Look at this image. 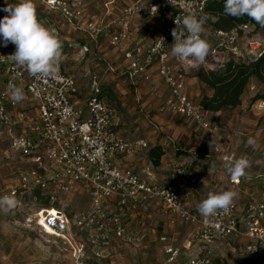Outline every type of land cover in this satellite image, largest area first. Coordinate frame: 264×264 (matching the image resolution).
Listing matches in <instances>:
<instances>
[{
  "label": "built area",
  "instance_id": "2783aa9c",
  "mask_svg": "<svg viewBox=\"0 0 264 264\" xmlns=\"http://www.w3.org/2000/svg\"><path fill=\"white\" fill-rule=\"evenodd\" d=\"M40 1L62 20L83 23L88 35L107 38L111 48L127 63L129 78L135 83L150 82V72L156 69L169 93L164 97L156 87H151V96L160 104L159 111L181 116L210 136L218 127L211 122L210 114L187 95L186 74L193 69L218 70L231 58L256 61L264 54V43L259 39L262 35L243 26L230 33L209 34L210 38L205 30L202 38L210 43L211 54L203 65L194 66L191 60L181 61L171 55L175 19L191 11L203 15L206 0H175L173 5L169 0L138 1L123 9L119 30L114 34H100L96 23L85 21V0ZM7 3L14 5L18 1L7 0ZM6 6V0H0V20L7 15L3 11ZM167 14L169 19L150 47L145 51L129 49L132 18H158ZM14 52L15 45L4 46L0 37V69L5 73L0 88V134H5L9 152L25 158L30 167L19 170L0 196H14L18 208L26 201L37 203L32 217L25 222L63 241L72 264H113L112 248L121 233L119 229L115 232L110 221L118 222L125 211L152 205L161 207L172 219V225L177 220L193 226L189 240L181 247L170 243L168 236L160 238L165 264H177L193 245L204 248L234 238L246 240L241 251L249 264H264V199L251 198L240 215L239 207L233 203L228 212H219L206 221L187 206L199 191L200 179L184 165L175 166L171 184L163 186L148 183L138 172L122 165V159L136 158L149 150V144L144 140H129L120 132L112 110L102 98L97 78L92 82L85 108L80 109L74 100L77 83L63 71L62 60L54 78H36L15 66L8 57ZM10 84L24 90L35 113L19 110V103L10 101ZM250 89L255 91L254 87ZM212 153L222 161L225 156L238 158L225 154L216 144ZM231 183L239 185L240 179H231ZM81 191L89 199V210L71 217L58 207L60 196ZM34 194L46 200L47 207H40L37 197L27 200ZM184 264L218 263L210 255H201L188 256Z\"/></svg>",
  "mask_w": 264,
  "mask_h": 264
},
{
  "label": "rangeland",
  "instance_id": "374dc122",
  "mask_svg": "<svg viewBox=\"0 0 264 264\" xmlns=\"http://www.w3.org/2000/svg\"><path fill=\"white\" fill-rule=\"evenodd\" d=\"M138 1L154 0H85V21L96 23L101 31L100 34L105 32L114 34L119 30L118 21L123 9ZM33 2L39 21L54 29L62 42V68L65 73L74 77L77 83L78 93L74 100L78 107L85 108L92 93V82L97 78L100 82L102 98L112 110L120 132L129 140H145L151 144V149L159 147L160 144L163 146L164 155L159 161V166H154L149 152L147 157L137 160V169L142 172L149 171L153 177L155 176L152 183L163 186L171 183L173 169L182 164L192 168L202 181L207 182L206 177L212 162L204 146L207 142L210 143V140L197 131L190 122L172 114L157 113V102L151 98L150 89L145 84L135 83L129 78L127 63L111 48L107 38L102 35L90 36L85 31L83 23H78V27L74 23L58 20L39 2ZM168 19L167 14L158 18L132 20L129 25L133 43L131 47L137 46L145 51L155 42ZM206 34L210 38L209 33ZM259 39L264 43V36ZM241 60L246 58L243 57ZM199 70H189L186 74V93L190 99L198 103L204 95L212 94L194 77ZM4 74L0 69V88ZM250 86L254 87L255 91H251L249 87L247 95L256 103L254 98L258 92L257 84L253 82ZM159 89L163 91L162 93L167 92L164 86ZM33 107L27 96L19 103V110H30L35 113ZM247 111L249 112L250 109ZM235 114L233 110L224 113L222 117L224 121L221 124L224 125L225 121L226 124L232 123V132L239 136L241 125L235 124ZM259 118L261 119L258 127L264 128V114ZM4 135L0 134V192L8 186L19 170H27L30 167L25 158L9 152ZM240 136L245 138L246 135L240 134ZM220 138L215 144L219 147L220 144L227 145L226 137L223 138L221 135ZM235 140L233 145L242 149L244 141L241 143L237 138ZM258 141L263 146L261 150H264V134ZM263 157L264 151L259 159ZM213 172L215 173V170ZM208 189L212 191L210 185L206 183L203 188L205 197ZM60 202L58 207L71 217L78 216L90 207L89 199L83 191L79 194L60 196ZM35 209L37 203L31 201L9 213L0 211V264H72L69 250L63 241L44 234L33 223L25 222L27 218L32 217ZM171 220L159 206L152 209L140 207L135 211H125L118 217V222L112 219L110 224L115 227V232L119 229L121 233V237L115 239L112 248V263L165 264L160 238L163 236L172 238L173 231L179 232L177 244L181 245L190 231L188 226L177 220L175 224L177 229L172 230L169 227L174 226L169 224ZM228 253L226 248L222 249V258H227L232 264L233 260Z\"/></svg>",
  "mask_w": 264,
  "mask_h": 264
},
{
  "label": "clouds",
  "instance_id": "9594fccd",
  "mask_svg": "<svg viewBox=\"0 0 264 264\" xmlns=\"http://www.w3.org/2000/svg\"><path fill=\"white\" fill-rule=\"evenodd\" d=\"M172 5L175 0H169ZM3 9L7 13L0 20V37L3 45H15V52L8 57L17 68L26 69L28 74L36 78H54L62 60V42L55 30L42 24L36 14L33 0H19L16 4H9ZM225 16L242 18L247 15L254 19L261 28H264V0H225ZM208 19L207 14L198 15L191 11L182 18H176V28L172 29L174 44L171 54L177 59L191 60L193 65H203L211 54L210 43L202 38L204 24ZM9 99L13 104L25 99L24 90L15 85H9ZM247 144L253 150L257 148V140L253 137L247 139ZM210 147H215L212 141ZM260 164V161L256 162ZM223 167L233 181L247 177V170L252 167V161L246 156L223 158ZM238 197L232 189L208 192L207 197L197 205V211L207 221L219 212H228ZM18 201L12 195L0 196V211L12 212Z\"/></svg>",
  "mask_w": 264,
  "mask_h": 264
},
{
  "label": "crops",
  "instance_id": "0c3cea01",
  "mask_svg": "<svg viewBox=\"0 0 264 264\" xmlns=\"http://www.w3.org/2000/svg\"><path fill=\"white\" fill-rule=\"evenodd\" d=\"M17 1H19V0H17ZM33 1H37V3L39 2L40 5L43 6L44 9H46L48 12H51L46 8V6L40 0H33ZM51 13L54 14L58 20L61 19L57 13H53V12H51ZM136 19H140V18H132L129 22L130 25H131L132 20H136ZM75 25L78 26V24H75ZM132 44L133 43L131 41V34H130V38L128 41V47L131 49L139 48L137 46L132 48L131 47ZM170 53H171V50H170ZM150 76H151L150 82L142 83V84H145L146 86H148L149 89H151V87L154 86L158 89L159 93H161L162 96H164V97L168 96V94H169L168 90H167L166 86L164 85V83L157 76L156 69L151 70ZM161 86L165 87V90L167 91L166 93H162L163 91H160L159 87H161ZM247 94L245 96V99L242 101V104L238 108L233 110V112L236 113L235 117H234V119L236 121L235 124L239 123L241 125V130H240L241 133L240 134H245L246 135L245 138H242L240 136V134H238L239 136H237V133L234 134L235 132H232V128H233L232 123L229 122L226 124V121H225L224 125L221 124L224 121L222 119L224 114H222V113H218L216 115H210L211 122L215 126L218 127V131L213 136H210L205 131H203V130L199 129L197 126H195L191 121H189V120H187L181 116H177V115L172 114V113L167 112V111L166 112H160L159 111V109H160L159 108V105H160L159 102L154 97H151L154 99V101L157 102V107H156V109H158V110H156L157 113L172 114L174 116H177L181 120L190 122L193 126H195L197 128V131L201 132L202 135L206 136L208 138V140H210V143L207 142L206 145L204 146V148L206 149L207 155L211 158V162H212V165L210 166L211 169H209L208 176L206 177L207 182H205L204 180L202 181L200 179V177L198 176V174L192 170V168L185 166L188 170H190L191 172L196 174L200 179L199 191L194 196H192V198H190L189 201L187 202L188 208L191 209L198 216H201V215L197 211V205L203 199L206 198L203 194V188L205 187L206 183L210 185L212 192L219 191L221 189H223V190L232 189V190L236 191L238 193V197L234 200V203L237 204V206L239 207V215L242 213V209L245 206V204L251 198H254L257 200L264 199V157L259 159L260 157L263 156L264 150H261V147H263V146H262L261 142L258 141V139L260 140L261 136L264 134V128L262 126L260 128L258 127V122L261 119L259 117H261L264 114V102L256 101V103H254L253 101H251L249 99ZM196 103H198V102H196ZM247 109H250V111L248 112ZM221 135L223 138L226 137L227 145L224 146V145L220 144V148L223 150V152L225 154L234 155L238 158L246 156L250 161H252V167L247 170V177L240 178V184L239 185H234L231 183V177L228 175L225 168L223 167V161H222L221 157L219 155L212 153V150H211L212 148L210 147V144L212 141L214 142V144L217 143L216 141L221 139L220 138ZM250 136L257 140L256 150H253L247 144V139ZM235 138H237L238 141H241V143H242V141H244L243 142L244 146L242 149H239L237 146L233 145V143H234L233 141H236ZM159 146L163 147V146H161V144ZM150 150H151V144H149V150H147L146 152H143L140 155H137L136 158H134L132 160H125V159L121 160L122 165L129 167V168L135 170L136 172H138L140 175H142L143 178H145V180L148 183H152V180H155V176L153 177V175L149 171H143L142 172L140 169L138 170L137 169L138 165L136 164V162H137V160H139L143 157H147ZM257 161H260L261 163L257 164L256 163ZM146 170H149V169H146ZM214 170H215V173L213 172ZM173 172H174V169H173ZM173 176L171 178V182L173 180ZM152 184H154V183H152ZM167 185H169V184H167ZM210 191L211 190L208 189V192H210ZM155 206L156 205H152L149 209L156 208L157 206L156 207ZM169 224L172 225L171 223H169ZM186 226H188L190 229L189 233H187V236H186L187 239H185L181 245H178L177 244L178 243V237H180L179 232L173 231L174 232L172 234L173 237L172 238L169 237L170 243H172L174 246L181 247V246H183V244H185L189 240V238L192 234L193 226H191V225H186ZM169 227L172 230L177 229L176 225H174L173 227L172 226H169ZM245 243H246V240H244V239L240 240V239L234 238L228 243L227 242L216 243L212 246H206L204 248L201 246L193 245L190 252H187V253L184 252L182 258L177 262V264H184L187 261L188 256L194 257V256H201V255L202 256L210 255L214 259V261L218 264H220V263H222V264L229 263L230 264L228 259L222 258V255H221L222 249H225V248L229 252L228 255H230V257L233 260L232 264H237L238 262L240 264L241 263L242 264H249L247 262V260L242 257L243 254H242L241 249ZM223 246H225V247H223Z\"/></svg>",
  "mask_w": 264,
  "mask_h": 264
},
{
  "label": "trees",
  "instance_id": "16d2710c",
  "mask_svg": "<svg viewBox=\"0 0 264 264\" xmlns=\"http://www.w3.org/2000/svg\"><path fill=\"white\" fill-rule=\"evenodd\" d=\"M224 4L225 0H206L204 14H207L208 19L204 28L209 34L230 33L243 26H248L252 33L264 36V28H261L254 19L247 15L239 19L225 16L223 14ZM194 77L212 92L211 95H204L198 103L210 115L224 114L238 108L253 82L258 87L254 101L264 102V54L256 61L231 58L222 68L218 70L200 69ZM162 150L160 146L150 150V158L156 167L159 166V161L164 155ZM36 195L39 194H34L27 200L30 201L37 197L40 207H47L46 200Z\"/></svg>",
  "mask_w": 264,
  "mask_h": 264
}]
</instances>
